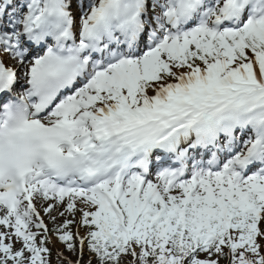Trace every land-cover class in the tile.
<instances>
[{
    "label": "snow or ice",
    "instance_id": "1",
    "mask_svg": "<svg viewBox=\"0 0 264 264\" xmlns=\"http://www.w3.org/2000/svg\"><path fill=\"white\" fill-rule=\"evenodd\" d=\"M0 264H264V0H0Z\"/></svg>",
    "mask_w": 264,
    "mask_h": 264
}]
</instances>
